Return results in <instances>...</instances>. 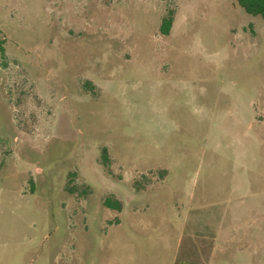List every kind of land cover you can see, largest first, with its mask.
<instances>
[{
	"label": "rangeland",
	"instance_id": "obj_1",
	"mask_svg": "<svg viewBox=\"0 0 264 264\" xmlns=\"http://www.w3.org/2000/svg\"><path fill=\"white\" fill-rule=\"evenodd\" d=\"M0 196L31 227L27 264H180L224 205L223 237L263 242L264 18L0 0Z\"/></svg>",
	"mask_w": 264,
	"mask_h": 264
},
{
	"label": "crops",
	"instance_id": "obj_2",
	"mask_svg": "<svg viewBox=\"0 0 264 264\" xmlns=\"http://www.w3.org/2000/svg\"><path fill=\"white\" fill-rule=\"evenodd\" d=\"M1 203L0 264H27L30 256L28 250L32 248L31 227L26 224L23 226L16 225L15 219L10 216L13 206L9 201H7L6 207L4 204L1 207ZM218 209V212H210L213 217L208 219L209 224L201 223L200 237H190L193 240L187 243L182 251H179V254H181L180 264H232L234 259L240 257L251 264V261L255 260L257 255L264 256V241L234 242L232 240L237 224L228 230L229 233L225 235L226 238L223 237V225L227 208L224 205ZM235 223L238 222L235 221ZM192 229L198 231L197 227H192ZM198 238H200V241H197ZM127 260L132 261L134 259L127 258Z\"/></svg>",
	"mask_w": 264,
	"mask_h": 264
},
{
	"label": "trees",
	"instance_id": "obj_3",
	"mask_svg": "<svg viewBox=\"0 0 264 264\" xmlns=\"http://www.w3.org/2000/svg\"><path fill=\"white\" fill-rule=\"evenodd\" d=\"M246 13L264 18V0H234ZM172 17L168 16L163 20L162 33L169 34L172 27ZM109 205L110 202H107Z\"/></svg>",
	"mask_w": 264,
	"mask_h": 264
}]
</instances>
